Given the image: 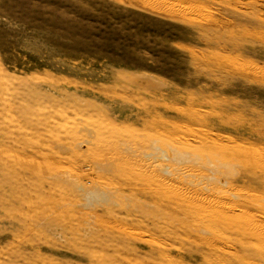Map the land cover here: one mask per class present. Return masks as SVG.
<instances>
[{
  "label": "rangeland",
  "instance_id": "374dc122",
  "mask_svg": "<svg viewBox=\"0 0 264 264\" xmlns=\"http://www.w3.org/2000/svg\"><path fill=\"white\" fill-rule=\"evenodd\" d=\"M0 264H264V0H0Z\"/></svg>",
  "mask_w": 264,
  "mask_h": 264
}]
</instances>
